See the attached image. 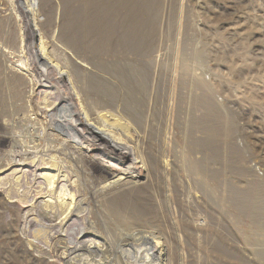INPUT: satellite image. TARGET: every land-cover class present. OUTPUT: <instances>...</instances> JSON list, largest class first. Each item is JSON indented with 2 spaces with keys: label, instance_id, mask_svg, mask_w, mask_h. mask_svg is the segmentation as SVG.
<instances>
[{
  "label": "rangeland",
  "instance_id": "rangeland-1",
  "mask_svg": "<svg viewBox=\"0 0 264 264\" xmlns=\"http://www.w3.org/2000/svg\"><path fill=\"white\" fill-rule=\"evenodd\" d=\"M64 262L264 264V0H0V264Z\"/></svg>",
  "mask_w": 264,
  "mask_h": 264
},
{
  "label": "bare ground",
  "instance_id": "bare-ground-1",
  "mask_svg": "<svg viewBox=\"0 0 264 264\" xmlns=\"http://www.w3.org/2000/svg\"><path fill=\"white\" fill-rule=\"evenodd\" d=\"M70 21V20H69ZM139 77V76H138ZM141 83L143 82V79L140 80ZM140 83V82H139ZM141 86V85H140ZM63 101V98H59V101L57 102V104H55V106H53V110L56 109V107L58 105L61 104V102ZM124 114V113H123ZM104 129V127H103ZM107 129V128H106ZM85 134L89 135L92 137V139L94 141H100V138L97 136V135H92V133L88 130V128H85ZM120 130V129H119ZM122 141V139H120ZM108 143V142H107ZM112 146V145H111ZM111 146L107 145L106 143H101L100 145L98 146H94L92 147L93 151L90 152V157H93V155L95 156H104V154H106V151L109 150V149H112L110 148ZM127 152V151H126ZM109 154L106 155V158L109 160V161H114L116 160L117 162H119L120 164H123L124 160L123 158L121 157L122 156V153L120 151H115V152H108ZM29 154V153H28ZM30 155V154H29ZM21 156V155H20ZM23 156V155H22ZM84 156V155H83ZM145 164V159H142V157L140 156L139 157ZM100 159H103V158H100ZM81 160L86 162L87 160L81 156ZM18 161H21L20 159H18ZM35 161V160H34ZM102 161H105V160H102ZM33 162V161H32ZM142 163V162H141ZM55 164V163H54ZM52 165V164H51ZM122 169V168H121ZM121 169L119 168H114L113 169V172H118L120 174H125V179L124 181H121L122 179L119 178V180H116V182H112L111 186L108 187L111 188L112 190L115 189L116 187L120 186V187H125V188H130L132 187L133 185H136V184H139L141 182L140 179H139V176H135V175H132V176H126L127 174L125 172H123ZM149 169V168H148ZM112 174V173H111ZM112 177H114V175L112 174ZM109 186V185H108ZM127 186V187H126ZM105 189V188H104ZM109 193V191H106V192H102L101 194V199L99 200V205L101 204L103 209L106 211L105 214H110V215H113L114 217L120 219V220H123L124 222H119L117 225H121L124 230H122V233H117V235H114V233H111V234H106L104 233V231L102 230V225L97 222V227L99 228V230H101V232L104 233V236H111V237H108V238H112L115 240L116 243L119 244L120 247H126L128 245H131V241L133 239V236L137 233L135 231V229L137 228H144L143 225L146 227L147 225H149L148 227L151 228L150 224L152 225V223H142L141 220L143 219V212L141 211V208L138 209L134 204H130L131 202H129V200H127V198H122L120 203H119V206L118 207H112L110 205V207L106 206V199L104 200V196L105 194ZM100 195V194H99ZM98 196V195H97ZM161 206V205H160ZM144 209V208H143ZM47 214V213H46ZM45 218L48 217V215H43ZM148 216V215H147ZM152 230V229H151ZM154 231V230H153ZM155 232V231H154ZM154 232H150V233H154ZM157 233V232H155ZM84 236H87L88 235V232H84L83 234ZM133 235V236H132ZM111 243H113V241ZM78 242V241H77ZM79 245V244H78ZM105 250V249H104ZM121 251H125L126 253L130 254V251L129 250H126V249H123L121 248ZM140 251L141 253L143 251H146V254H147V250H135L136 254H140ZM64 252L68 253V255L72 254L74 256H78L79 253L80 254H84L85 252H87V249L82 247V246H68V245H64ZM134 252V253H135ZM164 254H156V257H154V254L152 255L154 257L155 260H157V258H160L163 259L164 258ZM131 255H132V252H131ZM142 257V256H141ZM141 259V258H140ZM71 260V259H70ZM142 260V259H141ZM76 263V262H75ZM106 263V262H105ZM64 264H69V262H64ZM108 264V263H107Z\"/></svg>",
  "mask_w": 264,
  "mask_h": 264
}]
</instances>
